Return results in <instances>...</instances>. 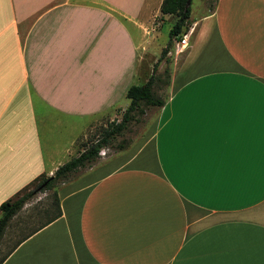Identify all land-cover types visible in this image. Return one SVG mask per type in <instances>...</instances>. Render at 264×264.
Returning a JSON list of instances; mask_svg holds the SVG:
<instances>
[{
	"label": "crops",
	"instance_id": "1",
	"mask_svg": "<svg viewBox=\"0 0 264 264\" xmlns=\"http://www.w3.org/2000/svg\"><path fill=\"white\" fill-rule=\"evenodd\" d=\"M162 1L0 0V206L128 106ZM191 21L152 126L62 183L60 217L1 264H264V0Z\"/></svg>",
	"mask_w": 264,
	"mask_h": 264
},
{
	"label": "rangeland",
	"instance_id": "2",
	"mask_svg": "<svg viewBox=\"0 0 264 264\" xmlns=\"http://www.w3.org/2000/svg\"><path fill=\"white\" fill-rule=\"evenodd\" d=\"M213 6L214 0H191L190 22L192 23V18H198V15L208 12ZM161 19H163L162 27L158 31H149L141 41L140 49L142 47L143 50H146L148 53L139 57L137 62V74L139 80L134 79L131 82V86H139L144 84L149 80L151 75H153L155 77V93L161 99H165L169 92V86L173 73L175 70L180 68L184 60L185 47L181 45V40L188 32L185 35H180L179 39H173L171 41V45L168 47V43L170 41L169 31L176 22V17L166 16L165 18L163 17ZM158 22H160V20L159 18H156L154 23L151 24L156 26ZM132 32L134 39L140 42V36L138 32H135L134 30ZM167 47L169 49L163 55L162 52ZM167 82H169V85L166 86L165 83ZM118 104L124 106L125 104H129V101L125 96L119 97ZM123 111H118L115 120H121ZM156 111L157 108H147L143 117L136 118V120L132 121L128 125L127 130L124 131L121 136L117 137L115 141H113L112 147L104 149L105 158H112L117 153H120V147H124L126 149L129 147L131 148L132 144H134L141 136H143L152 126ZM107 124V121L100 120L99 122L93 123L91 126L84 125L83 128L86 129L85 135L77 142V151H79L82 144H87L90 140L96 139L100 129L102 127H106ZM80 128V126L76 128L77 131H80ZM78 175L79 173L70 175L69 180L75 179ZM35 187L36 184L25 189L22 191L20 196L33 192ZM60 187L61 184L57 185L55 189L37 192L29 201H27L22 210L11 221L9 228L5 232L4 238L0 244V261L14 248L20 239L31 233L55 214L54 196L55 192H57Z\"/></svg>",
	"mask_w": 264,
	"mask_h": 264
},
{
	"label": "trees",
	"instance_id": "3",
	"mask_svg": "<svg viewBox=\"0 0 264 264\" xmlns=\"http://www.w3.org/2000/svg\"><path fill=\"white\" fill-rule=\"evenodd\" d=\"M216 2L217 0H214V5ZM186 3L187 0L162 1L160 7L161 18L165 16L176 17V22L169 31L170 41L168 47L171 45L173 39H179L180 35H185L189 31V25L191 23V3L188 7H186ZM168 47L163 50V55L169 49ZM165 85H169V82L165 83ZM154 88L155 77L153 75H151L149 80L144 84L128 88L125 97L129 101V104L123 111L120 121L113 120L112 122H109L106 127H102L97 138L90 140L87 144H83V150L79 152L76 157H73L60 166L52 177H41L37 181L33 192L20 196L14 200H8L0 206V244L12 219L22 210L27 201H29L35 193L55 189L57 185L68 181L70 175L89 167L99 158L101 150L112 147L113 141L127 130L128 125L132 121L144 116L147 108H161L164 106V99H161L156 95ZM119 149L120 151L126 150L124 147H120ZM54 197L55 214L38 228L20 239L15 246L60 217L61 213L56 192ZM5 257L0 261V264L4 261Z\"/></svg>",
	"mask_w": 264,
	"mask_h": 264
},
{
	"label": "built area",
	"instance_id": "4",
	"mask_svg": "<svg viewBox=\"0 0 264 264\" xmlns=\"http://www.w3.org/2000/svg\"><path fill=\"white\" fill-rule=\"evenodd\" d=\"M181 45H182L183 47H186V45H187V39H186V36H184V38L181 40Z\"/></svg>",
	"mask_w": 264,
	"mask_h": 264
},
{
	"label": "water",
	"instance_id": "5",
	"mask_svg": "<svg viewBox=\"0 0 264 264\" xmlns=\"http://www.w3.org/2000/svg\"><path fill=\"white\" fill-rule=\"evenodd\" d=\"M191 3V0H187L186 7H188Z\"/></svg>",
	"mask_w": 264,
	"mask_h": 264
},
{
	"label": "bare ground",
	"instance_id": "6",
	"mask_svg": "<svg viewBox=\"0 0 264 264\" xmlns=\"http://www.w3.org/2000/svg\"><path fill=\"white\" fill-rule=\"evenodd\" d=\"M155 127V126H154ZM154 129V128H153ZM155 130V129H154Z\"/></svg>",
	"mask_w": 264,
	"mask_h": 264
}]
</instances>
